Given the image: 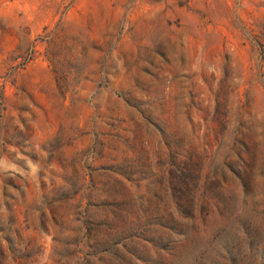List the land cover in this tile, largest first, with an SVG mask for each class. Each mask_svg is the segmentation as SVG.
Segmentation results:
<instances>
[{"label":"rangeland","instance_id":"rangeland-1","mask_svg":"<svg viewBox=\"0 0 264 264\" xmlns=\"http://www.w3.org/2000/svg\"><path fill=\"white\" fill-rule=\"evenodd\" d=\"M0 264H264V0H0Z\"/></svg>","mask_w":264,"mask_h":264}]
</instances>
